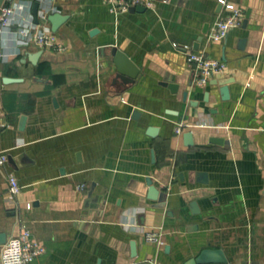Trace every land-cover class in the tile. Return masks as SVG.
<instances>
[{
    "label": "crops",
    "instance_id": "obj_1",
    "mask_svg": "<svg viewBox=\"0 0 264 264\" xmlns=\"http://www.w3.org/2000/svg\"><path fill=\"white\" fill-rule=\"evenodd\" d=\"M233 1L242 24L210 42L218 0L121 14L103 0H0V13L14 4L0 61V252L27 227L45 246L31 264H200L204 249L227 259L205 264H264V0ZM53 13L57 24L44 19ZM24 28L64 50L18 45ZM173 42L225 72L196 85ZM112 46L139 67L134 82L118 75ZM9 173L22 187L13 201Z\"/></svg>",
    "mask_w": 264,
    "mask_h": 264
},
{
    "label": "built area",
    "instance_id": "obj_2",
    "mask_svg": "<svg viewBox=\"0 0 264 264\" xmlns=\"http://www.w3.org/2000/svg\"><path fill=\"white\" fill-rule=\"evenodd\" d=\"M16 1V0H11ZM110 6L115 14L128 12L132 7L143 6L145 9H154L157 0H103ZM224 12L213 23L208 34V41L219 42L227 37L230 30L239 27L244 17L243 9L236 5L233 0H218ZM14 12V4L3 8L0 13V61L6 58V52L3 43V33L10 26V18ZM17 44L29 45L34 42L42 48L55 49L63 51L64 47L57 41L52 33L32 32L30 29L24 28L17 31ZM175 48L184 51L187 63L192 70L194 83L198 86H206L214 77L222 75L226 70V64L223 60L212 57L204 51L195 50L190 44H180L173 42ZM189 124L180 122L175 127V132L181 134L185 127ZM8 150L0 146V167L8 162ZM7 200L13 201L21 191L16 176L9 173ZM145 239L147 242L162 243L160 234L148 230L145 231ZM45 246L34 239L29 228L24 227L19 234L12 235L2 245L0 252V264H31L34 259L44 253ZM150 264H157L155 260Z\"/></svg>",
    "mask_w": 264,
    "mask_h": 264
},
{
    "label": "water",
    "instance_id": "obj_3",
    "mask_svg": "<svg viewBox=\"0 0 264 264\" xmlns=\"http://www.w3.org/2000/svg\"><path fill=\"white\" fill-rule=\"evenodd\" d=\"M36 6L37 4L35 3L34 6V13L35 15L37 14L36 12ZM133 9H145L143 6H135L132 7L130 10ZM44 19L46 21H50L52 24H57L59 20L62 19L60 15L57 13L49 14L44 16ZM56 26V25H54ZM110 53L114 62V65L116 67V71L120 77H122L124 83H132L136 80L140 69L139 67L134 63V61L127 55L123 50L118 48L117 46H112L110 49ZM37 55H34L33 57H36ZM214 82L218 83V80H215ZM222 85V93L224 98H229L230 97V92H229V87L225 81H220ZM169 87L175 91L177 88L176 84H169ZM186 94V93H185ZM134 115L138 114V111L133 112ZM150 131H155V129L150 128ZM186 140H188V144L193 143V134L192 131H187L184 134ZM211 141L215 143H224L223 138H218V137H212ZM149 183V193L150 197L156 199V194L158 193V189L154 185L150 184V179H147ZM3 237V235L1 236ZM227 259L224 257L223 251L221 249H204L201 251V253L196 257V262L200 264H205V263H221V262H226Z\"/></svg>",
    "mask_w": 264,
    "mask_h": 264
}]
</instances>
